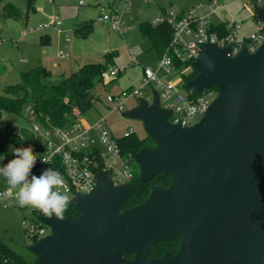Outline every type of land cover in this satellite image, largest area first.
<instances>
[{"label": "water", "instance_id": "water-1", "mask_svg": "<svg viewBox=\"0 0 264 264\" xmlns=\"http://www.w3.org/2000/svg\"><path fill=\"white\" fill-rule=\"evenodd\" d=\"M256 11L264 23V8ZM229 52L201 46L199 75L187 86L219 95L194 126L167 123L156 91L129 113L157 144L131 152L141 180L166 174L170 186H151L143 203L123 211L133 184L99 173L95 189L73 201L76 217L43 218L52 233L26 245L30 264H264V43L253 54ZM174 238L177 254L148 256Z\"/></svg>", "mask_w": 264, "mask_h": 264}, {"label": "rangeland", "instance_id": "rangeland-1", "mask_svg": "<svg viewBox=\"0 0 264 264\" xmlns=\"http://www.w3.org/2000/svg\"><path fill=\"white\" fill-rule=\"evenodd\" d=\"M206 1L208 0H130L129 9L124 11L127 31L121 35L111 29L109 24H102L97 20L103 8L108 10L116 6L123 11V0H85L83 6L80 5V0H33V7L28 0H3V4H10L23 15L19 19H5L2 17L3 4L0 5V95L5 94L6 86L18 83L21 73L27 72L32 65L49 67L52 76L47 82L59 84L80 66L103 63L105 55L113 53L115 67L111 69L123 68L124 73L106 87L97 86L96 91L101 101L85 117L94 123L100 116H107V125L116 139L124 137L129 131L137 138L144 139L148 135L143 121L129 116L132 109L139 106L138 98L129 99L123 112L115 111L110 114L106 109V106L113 107L107 101L109 95H119L132 86L141 88L143 69L154 67L159 61L157 52L151 48L149 38L141 34L139 24L146 22L156 25L155 20L165 17L166 14L189 12ZM236 1L226 0V3L232 4ZM223 15L224 18L236 19L241 23V38L256 33L255 21L242 3L227 7ZM53 17H58L62 23V36L58 35L55 28H42ZM217 22L219 20L215 19L214 23ZM89 25L91 31L86 33ZM83 27L81 32L77 31ZM47 35H50V39L44 42L43 37ZM66 44L69 46L67 52L64 50ZM59 51L69 53V58L58 59L55 55ZM130 51L136 63L131 62ZM24 59L26 62H22ZM2 65L14 67L9 73L2 74ZM106 79L109 77L106 76ZM151 90L152 87L147 86L143 96L149 103L153 102ZM213 97L210 99L213 100ZM34 123L33 115L29 111H25L22 116L5 115L0 126L7 128V131L0 135V156L12 157L14 149L19 148L12 142L13 135L22 128L32 129ZM29 210L31 208L27 210L19 205L0 210V240L32 260V253L25 248L32 244L25 232V229L34 225ZM24 222L27 223L26 226L23 225ZM132 255L130 259L135 258Z\"/></svg>", "mask_w": 264, "mask_h": 264}, {"label": "built area", "instance_id": "built-area-1", "mask_svg": "<svg viewBox=\"0 0 264 264\" xmlns=\"http://www.w3.org/2000/svg\"><path fill=\"white\" fill-rule=\"evenodd\" d=\"M123 1L125 4L123 11L116 6L108 10L103 8L97 20L99 23L109 24L111 29L121 35L127 31L124 11L128 10L130 5V0ZM237 3H242L255 21L257 30L250 37L241 38L239 35L241 23L236 19L223 17L225 9ZM80 5H85V0H80ZM257 8H264V0H237L232 4L226 3V0L222 2L208 0L184 13L181 18L178 14L169 13L163 18L156 19V24L167 22L172 26V40L163 55L159 57L157 64L154 67L144 68L141 88L129 89L119 95L107 97L108 103L113 106L110 107V111L123 112L129 99L143 98L145 88L151 86L152 97L156 91L159 94L160 108L169 111L167 123L183 128L194 126L218 95L216 92L207 90L202 92V95L196 96L195 89L185 90L183 75H188L191 71V65L188 63L192 62L195 65L201 46L207 43L217 44L222 49L229 48L228 55L231 58L238 56L244 48L248 54L255 53L264 43V23L258 17ZM215 19L219 22L214 23ZM61 26L59 18L53 17L42 28H55L61 31ZM215 26H218V29L212 31V27ZM130 55L131 62L136 63L131 51ZM58 57L66 58L68 54L58 53ZM123 71V68H113L106 76L116 78ZM212 96L215 97L213 100L210 99ZM27 111L31 112V109ZM32 130L37 135L39 144L18 147L31 146L37 154L38 159L32 174L40 175L45 169L52 168L64 177L65 187L72 201L64 213L65 218L77 216L73 213L75 212L73 201L79 194H88L95 189L99 173L107 174L114 185L131 184L134 178L133 171L123 158L118 139L110 131L105 116H100L91 123L85 116L77 115L75 123L65 128L43 127L35 122ZM132 133L129 131L125 136ZM14 158V153L10 158L0 156V167ZM42 159L49 160V163L42 162ZM7 188L5 179L0 177V210L19 205L15 194L9 193ZM29 211L34 225L25 229V232L31 243L51 235V227L44 222L43 213L35 209ZM26 224V222L23 223L24 226Z\"/></svg>", "mask_w": 264, "mask_h": 264}, {"label": "trees", "instance_id": "trees-1", "mask_svg": "<svg viewBox=\"0 0 264 264\" xmlns=\"http://www.w3.org/2000/svg\"><path fill=\"white\" fill-rule=\"evenodd\" d=\"M29 5L33 7V0H28ZM3 0H0V5ZM35 9V8H33ZM22 13L13 8L8 3L3 4L2 17L7 19H19ZM182 15H179L181 18ZM91 31V25L87 26ZM81 29H77L81 32ZM139 29L144 37L149 38L151 48L155 50L158 56H162L169 46L173 28L167 22L159 24H151L142 22L139 24ZM218 29V26L212 27V31ZM50 39L47 35L43 37V41ZM113 53L105 55L103 63L86 64L78 70L66 77L59 84H50L47 80L52 76V72L44 66H35L27 72H22L18 83L5 87V94L0 95V124L4 116L14 114L22 116L25 111L31 109L34 121L43 127H69L75 123L77 115L86 116L96 104L100 102L96 88L98 85L108 86L116 78L106 79V74L111 67H115ZM178 63V62H177ZM179 65V64H178ZM191 71L188 75H183L184 88H188V82L192 81L199 75L194 63L190 62ZM215 91L219 95V90L212 87L208 90ZM196 96L202 95V92L194 90ZM7 128L0 126V135L5 133ZM14 145L39 144V139L32 129L22 128L13 135L12 140ZM123 158L130 165L134 178L131 182L134 186L133 193L122 210L125 211L138 204L143 203L150 194L151 186H161L168 188L171 184V179L166 174H159L149 182H143L140 178V166L131 157L133 150L149 149L154 150L157 147L155 141L147 136L144 139H139L132 133L129 136H124L118 139ZM73 213L76 214L74 211ZM180 245L178 239H171L165 242H160L153 246L150 255L153 257H161L166 251L176 253ZM33 259L30 260L25 255H22L11 248L9 245L0 240V264H30L35 260V255L32 253ZM132 254H125L126 259H130ZM264 260V255H263Z\"/></svg>", "mask_w": 264, "mask_h": 264}, {"label": "clouds", "instance_id": "clouds-1", "mask_svg": "<svg viewBox=\"0 0 264 264\" xmlns=\"http://www.w3.org/2000/svg\"><path fill=\"white\" fill-rule=\"evenodd\" d=\"M15 158L0 167V177L7 183V191L14 193L20 207L35 209L49 219L64 220V213L72 202L65 187L64 177L57 170L45 169L32 174L37 154L31 146L14 149ZM49 163V160L42 159Z\"/></svg>", "mask_w": 264, "mask_h": 264}, {"label": "crops", "instance_id": "crops-1", "mask_svg": "<svg viewBox=\"0 0 264 264\" xmlns=\"http://www.w3.org/2000/svg\"><path fill=\"white\" fill-rule=\"evenodd\" d=\"M184 13H187V12H184V11H182V12H179L178 13V15H183ZM58 31V30H57ZM58 35L59 36H62V32L61 31H58ZM49 37H50V35H49ZM49 41V39H46V41ZM69 49V46L66 44V45H64V50H65V52H67V50ZM58 53H62V51H59ZM58 53L55 55L58 59H65V58H59L58 57ZM66 54H68V57H66V59L67 58H69V53H66ZM129 54H130V52H129ZM130 59H131V55H130ZM22 62H26V60L24 59V60H22ZM3 66V68H2V74H4V73H9L12 69H13V67H14V65H2ZM35 66H39V64H35V65H32L30 68H32V67H35ZM115 66V65H114ZM44 67H46V66H44ZM81 67V66H80ZM79 67V68H80ZM46 68H48L49 70H50V68L49 67H46ZM78 68V69H79ZM144 70V69H143ZM51 71V70H50ZM52 72V71H51ZM124 73V71L122 72V73H120L121 75ZM120 74L118 75V76H120ZM115 80H117V79H115ZM114 80V81H115ZM112 83V82H111ZM110 83V84H111ZM134 87L132 86V87H130L129 89H133ZM134 108H136V107H134ZM133 108V109H134ZM106 109L107 110H109V113L111 114L112 112L110 111V106H106ZM106 117V119H107V116H105Z\"/></svg>", "mask_w": 264, "mask_h": 264}, {"label": "flooded vegetation", "instance_id": "flooded-vegetation-1", "mask_svg": "<svg viewBox=\"0 0 264 264\" xmlns=\"http://www.w3.org/2000/svg\"><path fill=\"white\" fill-rule=\"evenodd\" d=\"M174 239H178L179 241H180V245H179V248H178V250L176 251V253H172V251H166L165 253H167V252H169V253H171V254H173V255H175V254H177L178 253V251H179V249H180V246H181V240L179 239V238H174ZM160 242H165V241H160ZM160 242H157V243H155L153 246H155L156 244H158V243H160ZM153 246H152V248H153ZM151 248V249H152ZM151 251V250H150ZM165 253L163 254V256L165 255ZM148 256L150 257V258H153V259H159V258H162L163 256H161V257H153V256H151L150 255V252L148 253Z\"/></svg>", "mask_w": 264, "mask_h": 264}]
</instances>
